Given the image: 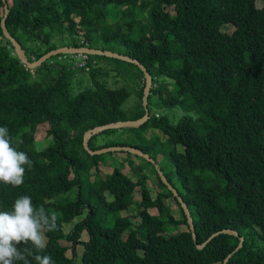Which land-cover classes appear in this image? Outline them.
Listing matches in <instances>:
<instances>
[{"label":"trees","instance_id":"obj_1","mask_svg":"<svg viewBox=\"0 0 264 264\" xmlns=\"http://www.w3.org/2000/svg\"><path fill=\"white\" fill-rule=\"evenodd\" d=\"M6 1L7 28L30 62L59 48L88 46L146 66L153 78L150 119L139 128L105 131L89 146L134 147L156 160L187 204L197 243L204 245L197 247L183 209L182 219L174 217L168 202L182 208L181 203L151 162L128 152L91 155L84 147L87 131L145 116L144 72L100 55H87L89 70L81 69L71 54L31 70L4 35L0 0V126H7L13 145L33 162L31 169L25 166L21 186L0 183V211H11L17 198L28 195L34 207L43 205L57 217L44 249L19 246L31 249L28 264H37L36 254L50 255L54 264H225L230 254L226 264H264V5L259 8L258 0ZM56 38L67 43L54 44ZM80 72L94 83L74 94ZM111 73L123 87L97 80ZM135 83L141 84L139 102L128 115L123 105ZM164 105L183 113L176 123L151 113L152 106ZM41 127H48L45 137L51 138L43 150L36 146ZM119 154L126 157L117 164ZM159 156L174 169L161 166ZM104 165L113 167L105 176ZM151 176L156 198L147 185ZM132 206L141 219L136 227L130 215H119ZM83 215L66 233L65 224ZM182 225L187 230H179ZM227 229L245 239L237 252L240 238L218 234ZM79 246L84 247L80 258Z\"/></svg>","mask_w":264,"mask_h":264},{"label":"clouds","instance_id":"obj_2","mask_svg":"<svg viewBox=\"0 0 264 264\" xmlns=\"http://www.w3.org/2000/svg\"><path fill=\"white\" fill-rule=\"evenodd\" d=\"M78 56V55H76ZM27 166L32 160L24 151L13 145L7 126H0V183L19 187L24 183ZM57 229L55 213L46 211L43 205L34 207L28 195L17 198L11 211H0V264H16L33 255L31 249L20 245H31L36 249L46 247V232ZM37 264H54L50 255H34Z\"/></svg>","mask_w":264,"mask_h":264},{"label":"water","instance_id":"obj_3","mask_svg":"<svg viewBox=\"0 0 264 264\" xmlns=\"http://www.w3.org/2000/svg\"><path fill=\"white\" fill-rule=\"evenodd\" d=\"M4 4H5V15L4 18L2 19L1 25H2V29L4 32L5 37L11 41V43L13 44L14 48H15V52L18 56V58L22 61L23 64H25V66H27L29 69L31 70H35L38 69L40 67L43 66V64L51 59L52 57L55 56H59L61 54H71V55H100V56H106V57H110V58H116V59H120L132 64L137 65L143 72L145 75V80H146V86H145V90H144V97H143V106L145 108L146 114L143 118L138 119V120H128V121H119V122H114V123H110V124H106L103 126H98L95 127L94 129H91L89 131H87L84 135V147L87 150V152L91 155H100V154H104L107 152H128L131 153L133 155L142 157L144 159H146L147 161L151 162L157 169V171L159 172V175L161 177V179L163 180V182L168 186V188L174 193V195L178 198L179 202L181 203V207L184 210L187 218H188V223L191 227L192 233H193V237L195 239V242L197 244V247L199 249H202L204 245H199L197 243V236H196V232H195V226H194V221H193V217L190 213V210L187 206V204L185 203V201L183 200V198L180 196L178 190H176L172 184L167 180V178L165 177V175L163 174V171L161 170L159 164L157 163L156 160H154L153 158H151L150 155L144 153L142 150L134 148V147H129V146H117V147H109V148H104L101 150H92L89 146V142L92 139V137L99 135L105 131L108 130H114V129H124V128H139L140 126H142L143 124H145L149 119H150V111L148 108V102H149V96L151 93V88H152V84H153V78L151 76V74L149 73V71L147 70L146 66L143 65L139 60L133 59L129 56H125L119 53H115L112 51H107V50H99V49H92L89 48L88 46L86 47H80V48H75V47H63V48H59L56 50H53L49 53H47L46 55H44L42 58H40L38 61H34V62H30L27 54L25 52V50L23 49V47L20 45V43L10 34L8 28H7V24H6V20L10 14V9L7 5V1L3 0ZM221 233H225V234H229V235H233L236 236L238 238H240V244L238 246V248L235 250V252H237L244 243V237H241L240 234L237 231L234 230H224L218 234ZM218 234H215L212 236L215 237ZM211 238V239H212ZM210 239V240H211ZM234 253V252H233ZM232 256V254L229 255V257L226 259L225 264L228 262L229 258Z\"/></svg>","mask_w":264,"mask_h":264},{"label":"rangeland","instance_id":"obj_4","mask_svg":"<svg viewBox=\"0 0 264 264\" xmlns=\"http://www.w3.org/2000/svg\"><path fill=\"white\" fill-rule=\"evenodd\" d=\"M257 5L259 8H262L263 5H264V0H258L257 2ZM224 31H226L227 33L229 34H233L234 32V28L232 26H226ZM54 44H60V43H67V40H61L59 38H56L54 39ZM72 60L73 62H79L81 63L84 58L80 57L79 55L76 56L75 58H73L72 56ZM58 61L60 62V59H58ZM98 63H101V65H103L102 62H99L97 61ZM58 71L56 70V73ZM134 75H137V73L133 72ZM97 80H100L101 82H104V83H107V85L109 87H121L122 85L125 84L124 81H122L119 77H115V73H111L110 76H106V75H102V76H98L97 77ZM138 82H141L140 79L137 80ZM93 83H94V80L90 77V75L88 73H84V72H80L76 79L74 80V83H73V87H72V91L74 94H77L78 92L82 91L83 89H85L86 87L88 86H93ZM141 84L140 83H135L134 85H131L130 87H128V89L130 90L131 92V95L130 97L128 98V100L124 103L123 105V110L126 111L128 113V115H133L137 109V105H138V102H139V98H138V95H137V90L140 88ZM123 87V86H122ZM151 94V93H150ZM151 113L154 114V113H157V114H160L161 116H164V117H168L171 122L173 123H176V121L178 120V118L180 116H182V112L178 109H172L168 106H162V107H156V106H152L151 107ZM47 128L48 127H41L38 129L37 131V143H36V146L39 150H43L45 149L49 142L51 141V138L48 139L47 137H45V134H46V131H47ZM149 135H153L155 132H153L152 130H150L149 132ZM120 156H117L118 157V162L117 164H120L119 162H121L122 160L125 159L126 155L124 154H119ZM135 160H137L138 162H140L137 158H135ZM168 159L161 157L159 156L158 158V161L160 162L161 166H163L165 169L169 168V169H174L173 166H167L168 165V162H167ZM167 166V167H166ZM126 170L127 172L131 173L130 172V167L128 166V164H126ZM113 171V167L111 166H108V165H104L102 167V175L105 176L106 174L108 173H111ZM134 180L136 181L137 178H134ZM154 180H155V176H151L150 179H148V188L151 190V193L153 195L154 198H156L157 196V190L155 188V185H154ZM136 200L137 201H140L141 200V197H140V190L137 191L136 193ZM169 205L171 206L172 208V212H173V215L175 218L177 219H182L183 218V212H182V208H180V206L177 205V203L173 200V199H170L169 200ZM151 212L153 214H156L157 211L156 210H151ZM120 216H129L132 218V220L134 221V226H138L141 222V219H138L136 217L137 215V207L135 206H132L130 207V209L128 211H121L119 213ZM85 215L81 216V217H78L73 223L71 224H65V232L66 233H69L72 228L75 226V224L80 221ZM179 230H187V226L185 225H182L180 226ZM179 230H177L176 232H178ZM89 239V235L87 232L83 233L82 235V240L83 241H87ZM83 251H84V247L83 246H79L78 247V254H79V258L80 256H82L83 254Z\"/></svg>","mask_w":264,"mask_h":264},{"label":"built area","instance_id":"obj_5","mask_svg":"<svg viewBox=\"0 0 264 264\" xmlns=\"http://www.w3.org/2000/svg\"><path fill=\"white\" fill-rule=\"evenodd\" d=\"M80 57L84 58V60L81 63L74 62L75 66L78 67V68H81V69H84L85 68L86 70H89V68L87 67V57L88 56L87 55H82Z\"/></svg>","mask_w":264,"mask_h":264}]
</instances>
